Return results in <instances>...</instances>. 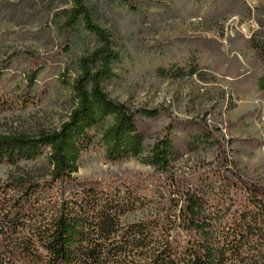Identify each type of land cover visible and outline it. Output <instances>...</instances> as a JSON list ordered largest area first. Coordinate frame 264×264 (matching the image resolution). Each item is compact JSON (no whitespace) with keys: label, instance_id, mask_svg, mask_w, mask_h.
<instances>
[{"label":"trees","instance_id":"trees-1","mask_svg":"<svg viewBox=\"0 0 264 264\" xmlns=\"http://www.w3.org/2000/svg\"><path fill=\"white\" fill-rule=\"evenodd\" d=\"M79 22L95 45L77 60L65 120L33 134L0 130V166L7 168L0 178V264H264V186L222 173L230 171L228 161L176 179L169 134L144 147L139 121L157 110L108 95L104 84L117 60L111 35L83 0H72L64 25ZM257 48L263 72L256 85L264 94V46ZM30 60L22 86L11 95L0 87V114L45 93L32 89L42 65ZM7 68L0 63V79ZM95 149L106 162L134 158L151 167V194L135 179H79L80 155Z\"/></svg>","mask_w":264,"mask_h":264},{"label":"rangeland","instance_id":"rangeland-1","mask_svg":"<svg viewBox=\"0 0 264 264\" xmlns=\"http://www.w3.org/2000/svg\"><path fill=\"white\" fill-rule=\"evenodd\" d=\"M83 1L117 52L105 91L131 108L157 110L139 121L145 150L168 133L176 179L228 161L230 171L222 173L264 186V94L256 85L263 72L257 46H264V0ZM71 5L0 0V63L9 65L0 87L11 95L22 86L33 57L42 66L32 89L45 91L38 102L0 114V130L33 134L65 120L77 60L95 45L80 22L65 27ZM78 166L79 179H135L147 195L157 179L139 160L106 162L97 149L82 153ZM6 171L0 166L1 179Z\"/></svg>","mask_w":264,"mask_h":264}]
</instances>
